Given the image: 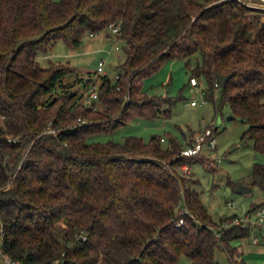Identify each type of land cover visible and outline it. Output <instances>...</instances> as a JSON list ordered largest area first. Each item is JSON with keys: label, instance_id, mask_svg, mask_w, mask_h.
<instances>
[{"label": "trees", "instance_id": "obj_1", "mask_svg": "<svg viewBox=\"0 0 264 264\" xmlns=\"http://www.w3.org/2000/svg\"><path fill=\"white\" fill-rule=\"evenodd\" d=\"M263 13L241 0H0L1 256L17 264H179L182 256L218 264L221 252L229 264H247L240 240L252 229L232 224L237 213L214 217L184 169L215 162L181 155L195 139L90 137L170 117L176 100L151 95L144 80L179 59L190 83L204 77L216 114L228 107L248 125L243 139L264 154ZM111 25L124 44L122 71L102 76L91 106L76 102L70 68L44 66L39 56L59 40L79 48ZM219 75H231L224 87ZM248 184L264 192V163H254Z\"/></svg>", "mask_w": 264, "mask_h": 264}, {"label": "rangeland", "instance_id": "obj_2", "mask_svg": "<svg viewBox=\"0 0 264 264\" xmlns=\"http://www.w3.org/2000/svg\"><path fill=\"white\" fill-rule=\"evenodd\" d=\"M249 2L259 6L257 2ZM108 33L112 36L108 37ZM116 39V35L110 29L94 36L87 35L79 48L70 47L63 40H59L49 53H41L39 60L44 66H48L49 62L65 63L71 70L66 81L68 84L74 83L70 87L73 89L72 95L78 93L75 101L83 102L91 85L94 83L99 85L102 76L107 75L114 80L122 71L121 65L126 54L123 41L116 43ZM102 59L105 61L104 71L99 73L98 66ZM190 77V69L184 60L166 61L157 72L144 80V85L151 95L168 98V101L176 100L171 116H160L155 119L136 118L112 133L95 134L90 140L123 141L128 135H136L148 141L154 135L174 134L186 144L193 141L207 126L208 128L218 126L216 153L221 161L214 158L215 162L211 166L206 162L203 165L196 163L190 167L193 176L200 181L196 188L202 192L204 204L216 218L233 213L241 214L246 210L253 213L254 210L251 208L264 199V192L255 187L251 192L240 193L237 191L238 186L234 189L229 180L249 185L253 165L256 162L264 163V154L257 152L250 141L243 139L248 125L240 119L230 118L228 107H225L224 114H216L212 102L207 101L197 106L191 104L193 100L201 102L205 99L203 89L206 82L204 77H200L198 78L200 84L197 87L192 86ZM0 122L3 123L1 119ZM229 201H235V207H230ZM251 233L250 237L240 240L246 263L264 264V228L258 226L252 229ZM255 234L262 237L258 244L252 240ZM218 260V264H229L224 253H218ZM179 264H191V261L182 256Z\"/></svg>", "mask_w": 264, "mask_h": 264}, {"label": "built area", "instance_id": "obj_3", "mask_svg": "<svg viewBox=\"0 0 264 264\" xmlns=\"http://www.w3.org/2000/svg\"><path fill=\"white\" fill-rule=\"evenodd\" d=\"M241 1L251 6H254V7H260V8L264 7V0H258L261 2V4H263V5L258 4L259 6H255L252 3H248L245 0H241ZM111 30L116 35V38H117L116 43H118L120 41L119 27L115 25H111ZM93 35L94 34H91V36ZM104 65H105V61L102 59L99 62V66H98L99 73H102L104 71ZM191 83L193 86H198L199 81L197 78H192ZM98 95H99L98 85L94 83L89 88V93L85 97V103L91 106L93 101L98 98ZM205 103H206L205 99L201 100V102L196 101V100L191 101V104L193 106H197L199 104H205ZM216 149H217V139H216V135L214 134V129L207 128L198 134V136L195 138V142L192 145L187 146L181 150V155L194 156V155L203 153L209 157L218 159V161L220 162L221 159L218 158ZM184 169L190 170V166L184 165ZM228 205L230 207H235L236 202L229 201ZM188 213H189V210L187 208L182 209L179 224L184 222V216ZM232 224L241 225L243 227H250L251 229H255L256 227L258 228V226H261V228H264V206L256 209L255 211H253V213L250 210H246L244 213H241V214L237 213L236 216H234L232 220ZM227 226H229L227 222L222 224V228L227 227ZM221 235L222 233L219 231L218 236H221ZM261 239L262 237L257 234L253 235L252 237L253 242L256 244L260 243ZM0 256H1V248H0ZM1 257L5 258L10 264H17L6 256H1Z\"/></svg>", "mask_w": 264, "mask_h": 264}, {"label": "water", "instance_id": "obj_4", "mask_svg": "<svg viewBox=\"0 0 264 264\" xmlns=\"http://www.w3.org/2000/svg\"><path fill=\"white\" fill-rule=\"evenodd\" d=\"M231 75H219V82L218 85L220 87H224L229 80ZM230 118H233V115L230 116ZM216 129L218 128L215 127ZM253 190V187L251 185H246V184H239L237 187V191L240 193H248ZM0 264H10L5 258L0 256Z\"/></svg>", "mask_w": 264, "mask_h": 264}, {"label": "crops", "instance_id": "obj_5", "mask_svg": "<svg viewBox=\"0 0 264 264\" xmlns=\"http://www.w3.org/2000/svg\"><path fill=\"white\" fill-rule=\"evenodd\" d=\"M257 4L263 5V4H261V2H260V1H257ZM262 8L264 9V7H262ZM263 15H264V14H263ZM262 18H264V17H262ZM107 36H108V37H110V36H111V34H110V33H108V34H107Z\"/></svg>", "mask_w": 264, "mask_h": 264}]
</instances>
